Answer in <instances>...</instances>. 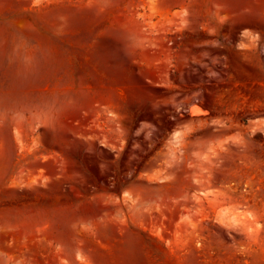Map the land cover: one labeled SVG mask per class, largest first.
I'll return each instance as SVG.
<instances>
[{"label":"rangeland","instance_id":"374dc122","mask_svg":"<svg viewBox=\"0 0 264 264\" xmlns=\"http://www.w3.org/2000/svg\"><path fill=\"white\" fill-rule=\"evenodd\" d=\"M0 264H264V0H0Z\"/></svg>","mask_w":264,"mask_h":264}]
</instances>
